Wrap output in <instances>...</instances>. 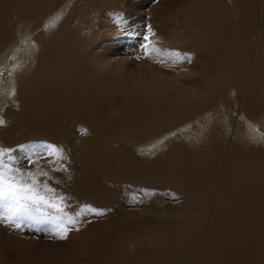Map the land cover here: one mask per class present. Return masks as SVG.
<instances>
[{"label": "bare ground", "instance_id": "bare-ground-1", "mask_svg": "<svg viewBox=\"0 0 264 264\" xmlns=\"http://www.w3.org/2000/svg\"><path fill=\"white\" fill-rule=\"evenodd\" d=\"M74 1L0 0V148L74 214L103 212L79 215L66 239L46 224L51 236L21 259L264 264V0H231L233 14L224 0H158L147 21V0H81L56 30ZM137 53L162 67L159 80L125 79L122 61ZM206 131L226 137L211 156ZM42 143L63 158L53 165L36 149L32 163L18 149ZM158 191L177 197L173 218L156 217L172 212ZM0 264L20 263L2 252Z\"/></svg>", "mask_w": 264, "mask_h": 264}, {"label": "snow or ice", "instance_id": "snow-or-ice-1", "mask_svg": "<svg viewBox=\"0 0 264 264\" xmlns=\"http://www.w3.org/2000/svg\"><path fill=\"white\" fill-rule=\"evenodd\" d=\"M149 32L151 28L149 27ZM145 41L148 36L144 37ZM147 50V45H145ZM160 55L158 50H155ZM168 57L174 62L181 59H187L184 54L177 52L167 53ZM5 121L0 118V126ZM18 149L24 153V158L32 163V155H36V149H41L43 155L51 158V163L55 165L57 161L62 159V150L55 145L37 144V145H21ZM15 149L0 148V223L8 226L19 228L21 222L27 219H49L55 222L54 238L66 239L68 232L75 226L77 220L68 217L65 212V198L55 193V189L51 188L45 181L31 171H23L16 167L17 157L12 155ZM58 170V169H54ZM39 176L47 177L48 173L40 171ZM55 216H52V211ZM103 215L101 210L95 209L90 205H83L76 215Z\"/></svg>", "mask_w": 264, "mask_h": 264}, {"label": "rangeland", "instance_id": "rangeland-1", "mask_svg": "<svg viewBox=\"0 0 264 264\" xmlns=\"http://www.w3.org/2000/svg\"><path fill=\"white\" fill-rule=\"evenodd\" d=\"M79 1H81V0H75L73 3H71L70 6H68L65 9V11L62 13V15L58 18V20H56V23H54V26H55L56 30L61 27L63 21L67 18V16L73 10V8L76 5V3H78ZM157 1L158 0H147V3H148L147 6H144V8L142 9L144 13L140 11L141 17H142L143 20H145V21L148 20L149 16L146 15V14L149 12L150 8L152 6H154V3H156ZM224 1L229 2L230 10H231V12L233 14V12L235 11V7H234L235 3L233 1H231V0H224ZM131 2H132V0H127L126 3L129 5ZM120 5H122V2L120 3ZM142 13L144 15H142ZM147 16H148V18H147ZM123 17H124V19L126 18L125 14L123 15ZM127 29L128 28H125V30L123 29L124 35H129V34L131 35L132 30H130V29L127 30ZM190 34H191L192 38H195L199 34V31L192 30ZM136 37H138L141 40L144 38L142 32H140V31L137 32ZM134 50L136 52H138V51L140 52L141 48L140 47L134 48L133 51ZM130 52H131V50L126 51L127 54H130ZM165 52L166 51H162V55L160 54L162 58L163 57L164 58L168 57L167 52L166 53ZM136 56L131 57L130 63H129V61H126V62L122 61V65H123L122 66L123 67L122 72L124 74L125 79H128V80L133 79V78L147 79V81H149V82L152 79H154V78L159 80V78L157 76L158 75L157 73H158L159 70L162 69V67H157V68H159L157 70H155L154 68L153 69H149V68L145 67V65H144V58L145 57L141 56L138 53H137ZM153 74H155V76ZM151 76H154V77H151ZM169 77H170L169 80H171L172 77L171 76H169ZM175 82H177L176 78H175ZM262 110H263V113H264V106H263ZM233 115H237V114H233ZM261 116L264 119V116L263 115H261ZM257 124H258V126H260L259 123H257ZM261 129H262V127L261 128L258 127L257 131H259ZM208 132L209 131H206L204 133V135H203L204 137L205 136L206 137L204 138V144H202V146H201L202 147L201 151L204 152V155L211 156V155H213L214 150L218 146H220L222 144V142H225V138L226 137H225V135H224L225 133H224L223 135H221L222 137L220 136L221 138L219 140H216L215 137L213 138L212 133L208 134ZM260 132H262V131H259V134H260ZM208 137H210V138H208ZM206 138L209 139V140H207ZM254 140H256V139H254ZM205 143H207V144H205ZM248 144L250 146H254L255 142H251L250 141V143H248ZM20 156L22 157L23 155L21 154ZM20 163H21V161L17 160V164L20 165ZM159 191H158V194H159ZM159 196L161 198L162 197L165 198L168 201V203H169L168 206H169V208L171 209L172 212H170V213H168V211L161 212L162 210L159 209L157 211V216L156 217L157 218H161V217L163 218L164 217V218H167V219L173 218V215H175V213L173 212L174 211L173 205L175 203H177V201H178L177 197L172 196V194H170V193L166 194L165 196L159 194ZM169 196H170V198H168ZM156 197L159 198L158 196H156ZM72 211H73L72 207L70 208V204H68V209H66L65 212L67 213L68 217H73V218H75L77 220V223L75 224V225H77L79 223V218ZM52 216H55V212H53V211H52ZM33 220L35 222L41 224V225H38V224L34 225L31 221H28V220H24L23 222H21V225H20L19 228H16L15 226H8L6 224L0 223V244H2V243L4 244L6 241L10 242L9 246H7V247L0 245V253L3 252L4 254H7L8 257L11 258V260L14 261V262H19L20 264H28L29 261L26 260L27 261L26 262V261H23L21 259V257H23V256H21L22 252H19V250L24 249L28 245V243L31 242V241H40V240L44 241L46 237L51 236V234H49L51 229L48 228V226L46 227V224H50L51 226H55V222L53 220L39 219V218H35ZM31 256H33L32 259H33V262L35 261L34 263L42 264V262L40 261V257L38 256L37 253L33 252L31 254ZM29 264H30V262H29Z\"/></svg>", "mask_w": 264, "mask_h": 264}]
</instances>
